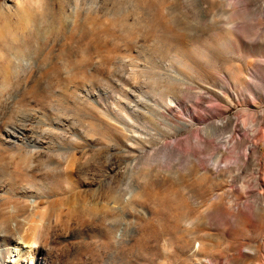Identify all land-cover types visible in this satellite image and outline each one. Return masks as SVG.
Returning a JSON list of instances; mask_svg holds the SVG:
<instances>
[{
  "label": "rangeland",
  "instance_id": "1",
  "mask_svg": "<svg viewBox=\"0 0 264 264\" xmlns=\"http://www.w3.org/2000/svg\"><path fill=\"white\" fill-rule=\"evenodd\" d=\"M0 249L264 264V0H0Z\"/></svg>",
  "mask_w": 264,
  "mask_h": 264
},
{
  "label": "bare ground",
  "instance_id": "2",
  "mask_svg": "<svg viewBox=\"0 0 264 264\" xmlns=\"http://www.w3.org/2000/svg\"><path fill=\"white\" fill-rule=\"evenodd\" d=\"M21 240V239H20ZM16 242V241H15ZM21 243H23L24 245H27V248H29V249H31L32 248V246L33 245H35L36 246V244L35 243H31V244H29V243H26V242H23V241H21ZM10 243H6V246H8ZM11 244H13L12 242H11ZM15 247H13L12 249H14V252H15V256H13L12 258L14 259V258H20V254L22 253V249L21 250H18V244H13ZM17 245V246H16ZM29 253V252H28ZM4 256H5V251L4 250H2V249H0V264H5L4 263ZM17 264V262H15V260L14 261H12L11 262V264ZM10 264V263H9Z\"/></svg>",
  "mask_w": 264,
  "mask_h": 264
}]
</instances>
